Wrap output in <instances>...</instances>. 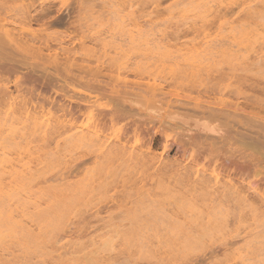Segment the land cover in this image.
<instances>
[{
  "label": "rangeland",
  "instance_id": "374dc122",
  "mask_svg": "<svg viewBox=\"0 0 264 264\" xmlns=\"http://www.w3.org/2000/svg\"><path fill=\"white\" fill-rule=\"evenodd\" d=\"M206 1L0 0V163L56 198L1 264H264V0Z\"/></svg>",
  "mask_w": 264,
  "mask_h": 264
},
{
  "label": "bare ground",
  "instance_id": "6f19581e",
  "mask_svg": "<svg viewBox=\"0 0 264 264\" xmlns=\"http://www.w3.org/2000/svg\"><path fill=\"white\" fill-rule=\"evenodd\" d=\"M183 1V0H182ZM195 1V0H194ZM198 7L205 8L204 12L209 10V2L206 0H198ZM250 2V1H249ZM182 3V2H181ZM248 0L243 1L241 5H246ZM86 4V3H85ZM187 5V4H186ZM196 6V5H195ZM100 8V7H99ZM34 11V10H33ZM32 11V12H33ZM163 12V11H162ZM31 13V12H30ZM121 13V12H120ZM171 13V12H170ZM199 13V12H198ZM203 13V11H202ZM183 14V13H182ZM200 14V13H199ZM180 16V15H179ZM184 16V15H183ZM205 16V15H204ZM210 16V15H209ZM65 17V16H64ZM66 18V17H65ZM62 17V20L65 19ZM61 19V17H60ZM182 20V19H181ZM25 21V20H24ZM193 21V20H192ZM196 21V19L194 20ZM8 22V21H7ZM55 22V21H54ZM183 23V22H182ZM45 24V23H44ZM53 24V22H52ZM146 24V23H145ZM202 24V23H201ZM222 26V25H221ZM20 27V26H19ZM144 27V26H143ZM21 28V27H20ZM134 29V28H133ZM218 29V28H216ZM212 30V29H211ZM24 31V30H23ZM138 31V30H137ZM150 31V30H149ZM153 31V29H152ZM26 32V31H25ZM147 34V33H146ZM155 34V33H154ZM153 34V35H154ZM163 34V33H160ZM143 35V34H142ZM156 36V35H155ZM158 36V35H157ZM135 37V36H133ZM230 37V36H229ZM143 38V37H142ZM141 38V39H142ZM150 38V37H149ZM228 38V37H227ZM140 39V38H139ZM148 39V38H147ZM2 41V40H0ZM140 42V41H139ZM165 42V41H164ZM221 42V41H220ZM225 42V41H224ZM4 43V42H1ZM208 42H205V44ZM213 43V42H212ZM215 43V42H214ZM8 44V42H7ZM67 44V43H66ZM211 44V43H210ZM219 44V43H218ZM188 45V44H187ZM202 45V44H201ZM215 46V44H213ZM222 45V43H221ZM224 45V43H223ZM3 46H5L3 44ZM207 46V44L205 45ZM217 46V45H216ZM226 46V45H225ZM9 47V46H7ZM190 47V46H188ZM221 47V46H220ZM211 48V47H210ZM218 48V46H217ZM232 48V47H231ZM234 48V47H233ZM10 49V48H7ZM208 51V50H207ZM242 51V50H241ZM58 52V49H57ZM75 54V51H73ZM216 52V51H215ZM189 53V52H188ZM210 53V52H209ZM239 53V52H238ZM211 54V53H210ZM23 57V56H22ZM34 58V55L33 57ZM29 59V58H28ZM53 59V58H52ZM187 59V58H186ZM71 63V62H70ZM44 71V70H43ZM59 71V70H58ZM57 72V70H56ZM51 74V73H50ZM49 74V75H50ZM53 74V73H52ZM52 76V75H51ZM50 76V78H51ZM47 77V76H46ZM53 77V76H52ZM49 79V78H48ZM53 79V78H52ZM147 88V87H146ZM141 91V90H140ZM26 104V103H25ZM10 106V105H9ZM16 110V109H15ZM224 111V110H222ZM221 111V112H222ZM21 112V110H20ZM225 112V111H224ZM223 113V112H222ZM11 116V115H10ZM234 116V115H233ZM242 116V115H239ZM246 117V116H245ZM49 118V117H48ZM243 118V117H242ZM228 119V117H227ZM233 120V119H232ZM243 120V119H242ZM250 120V118H249ZM243 121H246L243 120ZM251 121V120H250ZM232 121L230 120V123ZM235 122V120H234ZM247 122V121H246ZM246 122H244L246 124ZM233 123V122H232ZM249 123V122H247ZM257 123V122H256ZM237 124V123H235ZM244 124V125H245ZM252 124V123H251ZM255 124V123H254ZM256 125V124H255ZM9 127V126H8ZM250 127V126H249ZM248 127V128H249ZM253 127V126H252ZM255 127V126H254ZM259 126H257L258 128ZM261 128V133H252L249 130L245 131V134L242 133L240 136L242 141L246 140V144L253 150H264V127ZM240 129V128H239ZM256 129V128H255ZM10 131V130H9ZM256 131V130H255ZM11 144V143H10ZM13 144V143H12ZM35 149V148H34ZM20 150V149H19ZM43 153V152H42ZM18 154V153H17ZM23 156V155H22ZM45 156V155H44ZM264 158V154L262 155ZM20 157V156H19ZM18 157V158H19ZM24 158V157H23ZM47 158V157H46ZM44 157V159H46ZM25 159V158H24ZM28 159V157H27ZM26 159V160H27ZM10 161V160H9ZM43 163V162H42ZM41 166V165H40ZM42 168V167H41ZM0 172L7 175V183L2 185L0 180V240L2 237H15L17 233H22L24 237H28L27 229L30 227H35L38 229L43 228L42 224L49 223V219L52 218L54 212V207L56 206V198L53 195L50 197H39L33 195L32 193H25L24 187L29 183V174L31 172V167L26 164H13V163H0ZM34 172V171H32ZM231 180L225 182L224 188L230 187ZM29 187V186H28ZM248 188V187H247ZM43 190V189H42ZM249 191H253V187L248 188ZM41 191V189H40ZM46 191V190H45ZM54 193V192H53ZM51 194V193H50ZM174 197V196H173ZM172 198V195H171ZM52 222V221H51ZM54 222V221H53ZM264 222V221H263ZM52 224V223H51ZM51 227V226H50ZM42 231H44L42 229ZM133 236V235H132ZM44 237V236H43ZM27 242V241H25ZM18 246V245H17ZM11 247V246H10ZM22 249V248H21ZM21 253V252H20ZM23 254H25L23 252ZM34 254V253H33ZM37 254V253H35ZM38 256V255H37ZM40 257V256H39ZM21 258V256H20ZM24 258V257H23ZM1 259V258H0ZM22 260V259H21ZM23 260H26L23 259ZM1 264V263H0ZM25 264V263H24Z\"/></svg>",
  "mask_w": 264,
  "mask_h": 264
}]
</instances>
